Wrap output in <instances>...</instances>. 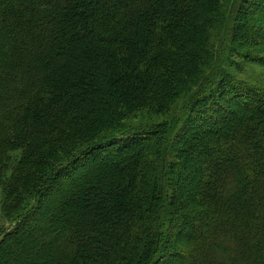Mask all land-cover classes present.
<instances>
[{"label": "trees", "instance_id": "1", "mask_svg": "<svg viewBox=\"0 0 264 264\" xmlns=\"http://www.w3.org/2000/svg\"><path fill=\"white\" fill-rule=\"evenodd\" d=\"M247 64L264 0H0V264H264Z\"/></svg>", "mask_w": 264, "mask_h": 264}, {"label": "rangeland", "instance_id": "2", "mask_svg": "<svg viewBox=\"0 0 264 264\" xmlns=\"http://www.w3.org/2000/svg\"><path fill=\"white\" fill-rule=\"evenodd\" d=\"M218 44V40H217ZM238 76L243 79H248L249 81L253 83H257L259 85H264V67L259 66L257 64H247L246 69L242 73H238ZM182 111V107L180 112ZM177 107H174V109L169 112L168 114L164 115H157V116H151L147 113H140L136 115H131L127 118V124L139 127L143 126L146 124L149 120V118L153 119L152 122H160L163 121L164 119H168L171 117H175L178 114ZM3 194H2V189H0V225L9 229L13 226V223L7 220L2 212V202H3Z\"/></svg>", "mask_w": 264, "mask_h": 264}]
</instances>
